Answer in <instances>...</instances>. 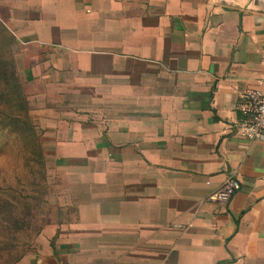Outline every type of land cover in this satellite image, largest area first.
Segmentation results:
<instances>
[{"label": "crops", "instance_id": "obj_1", "mask_svg": "<svg viewBox=\"0 0 264 264\" xmlns=\"http://www.w3.org/2000/svg\"><path fill=\"white\" fill-rule=\"evenodd\" d=\"M228 1L0 0L60 214L14 264H264V0Z\"/></svg>", "mask_w": 264, "mask_h": 264}, {"label": "rangeland", "instance_id": "obj_2", "mask_svg": "<svg viewBox=\"0 0 264 264\" xmlns=\"http://www.w3.org/2000/svg\"><path fill=\"white\" fill-rule=\"evenodd\" d=\"M17 49L0 25V264H14L59 211L47 204L40 131L21 90Z\"/></svg>", "mask_w": 264, "mask_h": 264}, {"label": "built area", "instance_id": "obj_3", "mask_svg": "<svg viewBox=\"0 0 264 264\" xmlns=\"http://www.w3.org/2000/svg\"><path fill=\"white\" fill-rule=\"evenodd\" d=\"M261 84L263 88L246 89L237 95L236 110L240 118L235 127L237 135L264 142V77ZM237 189L238 181L230 172L216 189L206 195L205 200L228 203Z\"/></svg>", "mask_w": 264, "mask_h": 264}, {"label": "water", "instance_id": "obj_4", "mask_svg": "<svg viewBox=\"0 0 264 264\" xmlns=\"http://www.w3.org/2000/svg\"><path fill=\"white\" fill-rule=\"evenodd\" d=\"M217 2L219 3H222V4H227L229 1L228 0H216ZM239 1V0H237ZM252 1L254 2V0H246L245 1V6H247L248 4L252 3ZM230 2H233V0H230Z\"/></svg>", "mask_w": 264, "mask_h": 264}, {"label": "trees", "instance_id": "obj_5", "mask_svg": "<svg viewBox=\"0 0 264 264\" xmlns=\"http://www.w3.org/2000/svg\"><path fill=\"white\" fill-rule=\"evenodd\" d=\"M22 90V89H21ZM20 256V255H19Z\"/></svg>", "mask_w": 264, "mask_h": 264}]
</instances>
